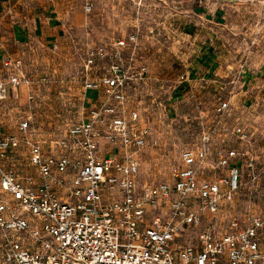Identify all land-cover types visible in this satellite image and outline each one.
<instances>
[{"label": "built area", "instance_id": "built-area-1", "mask_svg": "<svg viewBox=\"0 0 264 264\" xmlns=\"http://www.w3.org/2000/svg\"><path fill=\"white\" fill-rule=\"evenodd\" d=\"M92 7L87 3L85 11ZM140 46L132 33L87 53V72L102 67L97 78L86 75L84 90L102 97L49 150L34 135L31 112H18L17 133L0 135V264H264V216L249 212L222 227L218 222L247 179L260 178L252 153L219 150L214 165L222 173L202 179L213 162V136L205 132L171 166V181L142 180L141 154L160 144L129 107L148 80ZM4 65L10 74L0 82V102L10 88L31 82L20 62ZM228 105L220 104L218 113ZM232 133L250 142L243 127Z\"/></svg>", "mask_w": 264, "mask_h": 264}, {"label": "rangeland", "instance_id": "rangeland-1", "mask_svg": "<svg viewBox=\"0 0 264 264\" xmlns=\"http://www.w3.org/2000/svg\"><path fill=\"white\" fill-rule=\"evenodd\" d=\"M182 22L217 29L224 67L216 83L194 87L178 101L173 112H167L165 101L182 81L184 68L179 51L182 41L176 36L174 40L168 32L177 30ZM132 32L139 34L140 43L147 40L148 49L154 40L150 37L156 35L154 43L161 48L157 60H150L154 62L151 70L157 82L143 90L142 98L133 94L129 103L130 108H135L140 101L142 114L149 116L145 120L154 126L160 144L141 154L142 180L152 184L171 181L170 168L180 162L182 151L198 147L202 134L207 132L213 136V164L206 166L202 179L222 173L215 168V154L230 149L252 153L256 173L260 174L256 184L248 183L246 178L235 201L222 207L218 215L220 227L234 218L243 219L249 212L264 216V106L250 110L231 102L241 83L264 63V8L259 0H96L91 11H85L82 23L72 25L60 39L47 44L29 39L13 47V61L21 63L20 73L31 82L18 88L16 103L6 106L4 102L8 122L16 120V110L31 112L34 135L46 147L52 140L64 137L88 110L84 78L87 74L95 78L101 72V65L87 72V53L102 42ZM4 77L6 81L7 75ZM225 102L229 103L228 108L220 115L217 109ZM171 104L167 103L166 108L170 109ZM236 126L249 132L250 142H241L233 135ZM22 153L26 155L27 151Z\"/></svg>", "mask_w": 264, "mask_h": 264}, {"label": "crops", "instance_id": "crops-1", "mask_svg": "<svg viewBox=\"0 0 264 264\" xmlns=\"http://www.w3.org/2000/svg\"><path fill=\"white\" fill-rule=\"evenodd\" d=\"M95 2L96 0H0V82H4V76L7 75L8 78L10 74L4 64L7 60H13L14 46L25 43L29 39L42 44L60 39L72 25L82 23L85 5L87 3L94 5ZM259 2L261 3V0ZM172 34L174 40L176 36L182 41L179 51L180 56L183 57L184 68L180 76L182 81L174 87L171 97L165 101L167 112H173L178 101L188 96L194 87L198 85L208 87L216 83V77L223 72L224 67V51L217 29L197 23L182 22L177 30L173 29L168 32L170 37ZM125 37L127 36L120 38ZM155 37L156 35L150 38L155 40ZM154 40L149 49L146 45L147 40L140 43L141 61L148 67V80L140 85L135 94L138 98H142L146 87L157 82L151 70L154 62L150 60L155 59L161 53V48L154 43ZM174 45L175 41L172 47ZM17 93L18 88H10V99L5 101L6 106L16 103L14 99ZM87 95L88 106L91 107L101 99L102 91L89 92ZM169 102L172 103L171 108L167 109L166 104ZM231 102L250 110H254L260 104L264 106V63L257 73L241 83L231 98ZM3 107L4 102H0V135L17 133L20 115L16 110V120L14 118V122H8ZM134 109L138 110L144 118L149 117L142 114L140 101H137ZM148 123L150 124V121ZM151 127L154 129V126ZM245 131L247 132L246 129ZM262 235L264 238V229ZM262 246L264 247V241Z\"/></svg>", "mask_w": 264, "mask_h": 264}]
</instances>
